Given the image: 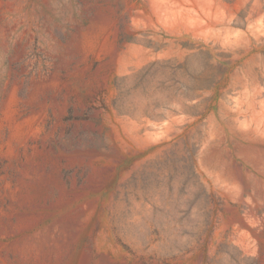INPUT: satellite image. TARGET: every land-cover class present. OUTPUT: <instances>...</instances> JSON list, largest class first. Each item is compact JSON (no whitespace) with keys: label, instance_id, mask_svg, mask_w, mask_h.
<instances>
[{"label":"rangeland","instance_id":"1","mask_svg":"<svg viewBox=\"0 0 264 264\" xmlns=\"http://www.w3.org/2000/svg\"><path fill=\"white\" fill-rule=\"evenodd\" d=\"M0 264H264V0H0Z\"/></svg>","mask_w":264,"mask_h":264}]
</instances>
